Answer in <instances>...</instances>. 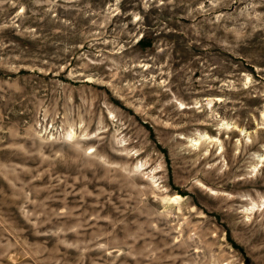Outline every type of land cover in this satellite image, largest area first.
I'll use <instances>...</instances> for the list:
<instances>
[{"label": "rangeland", "instance_id": "obj_1", "mask_svg": "<svg viewBox=\"0 0 264 264\" xmlns=\"http://www.w3.org/2000/svg\"><path fill=\"white\" fill-rule=\"evenodd\" d=\"M0 264H264V0H0Z\"/></svg>", "mask_w": 264, "mask_h": 264}, {"label": "bare ground", "instance_id": "obj_2", "mask_svg": "<svg viewBox=\"0 0 264 264\" xmlns=\"http://www.w3.org/2000/svg\"><path fill=\"white\" fill-rule=\"evenodd\" d=\"M216 98H217V97H216ZM217 101H218V100H217ZM173 198H174V200H176L177 198L180 199V196H175V197H173ZM174 200H173V201H174Z\"/></svg>", "mask_w": 264, "mask_h": 264}, {"label": "trees", "instance_id": "obj_3", "mask_svg": "<svg viewBox=\"0 0 264 264\" xmlns=\"http://www.w3.org/2000/svg\"><path fill=\"white\" fill-rule=\"evenodd\" d=\"M141 42V41H140Z\"/></svg>", "mask_w": 264, "mask_h": 264}]
</instances>
